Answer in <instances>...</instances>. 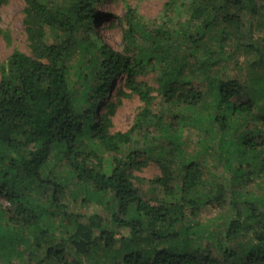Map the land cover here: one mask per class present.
I'll return each mask as SVG.
<instances>
[{
    "label": "trees",
    "instance_id": "1",
    "mask_svg": "<svg viewBox=\"0 0 264 264\" xmlns=\"http://www.w3.org/2000/svg\"><path fill=\"white\" fill-rule=\"evenodd\" d=\"M106 1L23 0L29 53L0 62V264H264V38L246 20L264 0H167L160 21ZM133 97L132 125L112 132ZM149 162L152 200L132 175Z\"/></svg>",
    "mask_w": 264,
    "mask_h": 264
},
{
    "label": "rangeland",
    "instance_id": "2",
    "mask_svg": "<svg viewBox=\"0 0 264 264\" xmlns=\"http://www.w3.org/2000/svg\"><path fill=\"white\" fill-rule=\"evenodd\" d=\"M167 0H125L124 2L119 0H107L106 2L102 3L99 6L100 11L103 13H109V15H113L116 17H123L125 13L124 4L127 3L130 6L137 9V12L140 16L144 17L147 20H156L160 21V15L163 10V3ZM23 0H9L6 4L0 7V30L1 31H8L10 37V43H7L3 36L0 33V62L5 60L8 55L12 52V50L17 49L25 53H29L27 48V43L25 40L24 28L22 24V9H23ZM259 13L264 15V7L259 9ZM111 19L114 18H106L103 17L101 21L96 23V29L100 35V37L109 44L112 48L119 50L121 45V32L119 27H115L114 29L110 30L108 27ZM246 20L252 24V31L255 35H258L264 38V17L263 18H254L251 15L246 16ZM240 59H243L241 56ZM231 74L233 75H241V69L237 70L235 68H230ZM140 81H144L153 88H156L157 84L154 81L152 74L139 77ZM124 84V78H120L116 83L115 87H122ZM154 95L157 96L155 92ZM115 97V90H112L110 94V101L116 102L117 99ZM159 101V97L155 100L156 105L152 107V109L156 112L159 111V106L157 103ZM157 106V107H156ZM142 107V103L136 98L133 97L127 100H121L120 104L116 105L114 115L112 117L113 127L111 129L112 132L126 131L133 123L134 117L140 111ZM156 107V108H155ZM103 110L102 112H104ZM101 112V113H102ZM152 132L153 128H150L146 131ZM147 133V132H145ZM149 136H145L144 138H139L136 143L140 145H147L146 142L151 141L148 138H152L153 135L150 134ZM192 143L196 140L194 136L191 134L188 137ZM153 139V138H152ZM136 140V139H135ZM154 141V139H153ZM136 143L134 145H136ZM161 171L159 170V166L155 162H149L146 166L142 167L140 170H134L132 175L136 185L140 189V195L143 199H155L156 197L161 196V191L158 187L150 182V180L154 179L156 176H159ZM142 180V181H140ZM139 181V182H138ZM254 182H249L248 186L245 190H254L256 189L254 186ZM244 189V188H243ZM76 210L81 213L89 214L90 208L88 206L84 207H76ZM225 213L224 209H217V208H210V207H203L200 213V219H212L215 218L217 215Z\"/></svg>",
    "mask_w": 264,
    "mask_h": 264
}]
</instances>
